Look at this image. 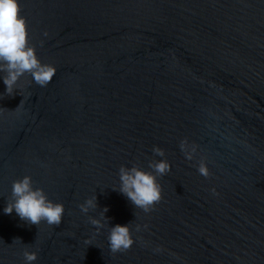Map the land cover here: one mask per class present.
I'll use <instances>...</instances> for the list:
<instances>
[{
    "label": "water",
    "instance_id": "95a60500",
    "mask_svg": "<svg viewBox=\"0 0 264 264\" xmlns=\"http://www.w3.org/2000/svg\"><path fill=\"white\" fill-rule=\"evenodd\" d=\"M18 15L56 72L11 95L0 82V264L25 249L31 264H264V0H18ZM153 146L170 170L144 212L112 188L121 165L151 171ZM24 175L63 204L59 225L3 213ZM104 207L126 251L89 223Z\"/></svg>",
    "mask_w": 264,
    "mask_h": 264
},
{
    "label": "clouds",
    "instance_id": "9594fccd",
    "mask_svg": "<svg viewBox=\"0 0 264 264\" xmlns=\"http://www.w3.org/2000/svg\"><path fill=\"white\" fill-rule=\"evenodd\" d=\"M55 72L54 66L39 61L34 48L27 43L25 19L18 15V0H0V73H2L0 82L4 85V93L13 94V86L25 73L30 75L37 85L44 87L51 81ZM180 148L184 151L186 159L192 158L194 149L186 151L183 141H181ZM152 152L161 159L148 163L151 171L134 164L127 167L121 165L118 169V186L112 188L144 212H148L153 204L161 199V188L156 176L163 175L170 170L169 163L162 158L163 150L153 146ZM197 171L201 175H208L203 161L198 164ZM210 191L215 194L214 188ZM78 207L82 213H88L89 209L96 208L95 194L91 198H86ZM102 209L99 218L88 217L89 223L96 231L107 224L108 249L112 252L126 251L133 244L128 223H116L109 226V218L104 215L107 207ZM2 211L4 214L15 212L16 216L27 224L37 225L43 220L49 225H59L64 206L62 203L48 199L41 188L33 186L31 177L24 175L11 182L10 199L5 202ZM140 228L141 226L137 225L136 230L139 231ZM152 251L159 253L162 249L157 246ZM22 255L25 264H31L36 259L35 251L25 249Z\"/></svg>",
    "mask_w": 264,
    "mask_h": 264
}]
</instances>
